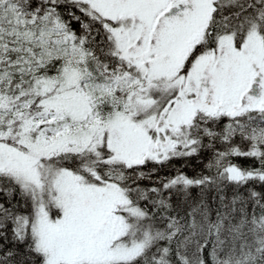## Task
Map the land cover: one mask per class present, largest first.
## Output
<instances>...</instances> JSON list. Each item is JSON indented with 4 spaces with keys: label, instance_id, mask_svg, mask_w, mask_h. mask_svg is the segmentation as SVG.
<instances>
[{
    "label": "snow or ice",
    "instance_id": "6c2138e0",
    "mask_svg": "<svg viewBox=\"0 0 264 264\" xmlns=\"http://www.w3.org/2000/svg\"><path fill=\"white\" fill-rule=\"evenodd\" d=\"M0 264H264V0H0Z\"/></svg>",
    "mask_w": 264,
    "mask_h": 264
},
{
    "label": "trees",
    "instance_id": "16d2710c",
    "mask_svg": "<svg viewBox=\"0 0 264 264\" xmlns=\"http://www.w3.org/2000/svg\"><path fill=\"white\" fill-rule=\"evenodd\" d=\"M205 156H207V154H205ZM236 162L240 163L243 166H247L250 163V161H248V160H239V159ZM175 163H176L177 166H180V164L182 162L181 161H176ZM202 167H203L202 164L198 165L196 160L193 159L192 161H190V166L186 167L184 169V171L187 172V174L191 176V175H194L195 172L199 171L200 168H202Z\"/></svg>",
    "mask_w": 264,
    "mask_h": 264
}]
</instances>
